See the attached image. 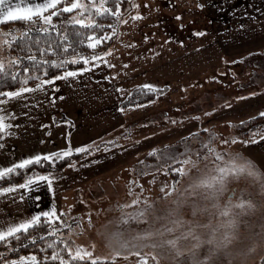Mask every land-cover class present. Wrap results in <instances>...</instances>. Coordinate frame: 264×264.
<instances>
[{
  "label": "rangeland",
  "instance_id": "1",
  "mask_svg": "<svg viewBox=\"0 0 264 264\" xmlns=\"http://www.w3.org/2000/svg\"><path fill=\"white\" fill-rule=\"evenodd\" d=\"M137 12L141 18L133 19ZM122 19L126 22L110 31L111 51L103 57L112 66L102 65L105 71L99 74L113 82L104 84L111 85L107 92L96 88L74 97L70 89L78 83L76 76L53 82L64 92L55 101L63 110L57 120H66L68 129L88 127V136L79 135L77 144L89 145L83 157L93 156L81 163L101 174L93 185L82 187L73 200L77 204L61 215L71 227L59 221L58 236L73 252L79 248L92 254L82 260L99 257L96 261L103 264H261L264 0H132ZM10 30L0 29L4 60L12 56L7 44L12 36L5 35ZM247 35H253L258 44L252 46L258 48L238 47ZM165 39L168 49L160 54ZM209 41L217 49H190L178 58V47ZM225 43H230L229 51L221 50ZM180 65L185 68L179 76L159 85L162 76L174 75ZM146 83L159 86L151 103L140 102L137 94ZM116 118L112 131L99 137ZM108 141L114 146L105 150ZM186 147L191 151L185 153ZM153 148L158 154L150 155ZM165 151L184 153L176 157L182 175L166 173L165 164L180 165L159 154ZM221 167L229 170L220 173ZM212 177L219 179L211 186L203 183Z\"/></svg>",
  "mask_w": 264,
  "mask_h": 264
},
{
  "label": "snow or ice",
  "instance_id": "2",
  "mask_svg": "<svg viewBox=\"0 0 264 264\" xmlns=\"http://www.w3.org/2000/svg\"><path fill=\"white\" fill-rule=\"evenodd\" d=\"M115 4V10L107 5L106 0H0V23L16 22L23 23L22 28L12 29L5 35H11L12 39L7 41L8 47L13 45L17 47V51L20 53H26L25 55H18L16 57L9 58L5 61L3 56L0 55V85H6L9 81L17 82L20 86L14 90L0 91V105L5 103L8 99L21 97V94L26 92H35L38 90L47 91L45 85H52L57 87L53 82L57 79L74 77L78 73H82L88 70L87 67H77L74 69L68 68L62 73L49 76L48 70L50 68H66V65L71 62L76 64L82 62L85 66L96 67L100 63H108L103 57L108 52H93L89 56H85L79 53L78 49L85 44L87 47L95 50L97 46L104 41L108 40L112 33L107 31L102 35L97 34V30H103L105 25L100 24L98 19H104L109 16L115 18L116 23H125L126 21L121 18V0H113ZM146 6V5H145ZM203 5H201L202 7ZM131 8L132 5H129ZM63 13H74L71 17L62 20H54L53 18L62 15ZM142 14L137 12L133 19L141 18ZM179 18V17H177ZM183 26V25H181ZM116 24H108L107 28L115 31ZM12 33H16L13 35ZM202 34V33H198ZM148 37L145 36V39ZM135 43V42H134ZM109 52L111 49L108 50ZM70 53H72L70 55ZM90 61H94V64L90 65ZM112 66V65H109ZM34 79L39 81L34 86L28 85V80ZM117 91H122L121 88H117ZM149 93H156L159 90V86L146 83L139 86V91ZM131 95V92L128 93ZM56 97L53 96V99ZM151 103V101H146ZM129 107H137L141 105L129 104ZM123 111V108L120 109ZM14 112H5L0 107V138L2 136L11 135L8 131L12 127L7 122L9 116L14 117ZM259 115L264 116V112ZM175 123V121H170ZM194 135L192 133L189 134ZM264 138V137H261ZM212 135L210 134V140ZM248 143L249 141H243ZM2 146V145H0ZM109 146H114L113 141L105 143V150H108ZM200 146L208 148V144L201 141ZM95 150V149H91ZM210 150V149H209ZM90 151L89 145H82L73 148L70 144L68 147L62 150H57L51 153H40L21 159L16 164H12L9 167L0 168V179L15 172L17 168H26L30 164L42 165L45 161L49 162L52 167L55 166L57 161H60L66 157H71L75 153L88 154ZM191 149L186 147L185 153L190 152ZM158 154V149L153 148L150 155ZM166 161H170L172 164H179L178 167H172L170 164H165L167 172H176L180 175L183 174L182 161H177V156H184V153H172L165 151L159 153ZM217 158H222L217 154ZM230 164H234V161H230ZM242 167V166H241ZM229 169L227 167H221L218 171L220 173H226ZM53 176L51 172L48 173H33L22 184H11L7 187H0V194L14 192L17 188H23L28 191H32L33 188L39 187V182H46L48 190L52 191ZM155 178H153L154 180ZM219 177H212L206 179L203 183L211 184L215 182ZM20 199L23 200L24 196L21 195ZM37 201L42 197L37 194L35 196ZM55 221H61L66 226V221L62 220L61 215H58V210L55 206L51 207L47 211H38L29 217L21 219L19 222H11L6 226H0V243L7 245V250L14 251L11 247L10 240L15 238L20 242L21 234L29 233L30 229L37 228V235H27L25 239L29 243H35L39 239H43L45 236L50 235L47 229H51V234L59 232L58 228L52 227ZM46 226V227H45ZM42 230V235L39 232ZM64 246L68 253V259L64 255L57 251L52 253L51 259L59 260L60 264H71V261L82 260L85 256L91 257L92 254L86 250L77 249L73 252L71 247L67 246L66 242ZM27 246V245H24ZM51 247H56V243L52 242ZM2 256V254H0ZM49 257L45 256V260ZM102 258L96 257L91 260V264H96V260ZM25 261H31V264H38L37 257L33 255L19 256L17 259L3 260V264H24ZM261 264H264V259L261 260Z\"/></svg>",
  "mask_w": 264,
  "mask_h": 264
},
{
  "label": "crops",
  "instance_id": "3",
  "mask_svg": "<svg viewBox=\"0 0 264 264\" xmlns=\"http://www.w3.org/2000/svg\"><path fill=\"white\" fill-rule=\"evenodd\" d=\"M15 2L16 0H13V3ZM246 31L248 30L246 29ZM252 36L247 38V35L246 40L240 42L238 47L244 50L249 48L255 49L254 47L256 46L252 45H257L258 42L253 43ZM213 41H209V44H203L201 46L197 45L199 43H191L192 45L178 47L180 48L178 58L180 56H185L187 53L186 51L190 49L197 50L202 47L207 50L212 48L217 49L218 46H215V42ZM165 42H167L165 47L161 46L158 49L160 54L168 49L166 47L169 41L165 39L162 43ZM224 45L225 46H223L221 50L229 51L230 49L226 48H228L230 43H225ZM223 55L225 56V59L228 58V54L226 52ZM116 57L117 56H112L111 58L115 66L118 65V62L115 59ZM104 60H108V58H105ZM90 62L92 64L95 63L94 61ZM104 64L107 66L110 65L108 61L107 64L100 63L96 67L87 66V71L78 73L76 78L79 80L75 87L70 89L71 94L75 95L74 97H84V92L89 94L87 91L90 89L96 90V88L99 93L107 92V89H110L111 85L104 84L110 82L111 80L108 78V80H110L108 81L105 77L99 78V74L102 72V69L105 71V68H102V65ZM180 66L181 67L177 68V71L174 72V75L172 74L173 76L166 75V78H163L162 76L159 79V85L163 84H160L163 80L166 81L164 84L170 82V77L173 78L175 74L179 76L183 68H185V65ZM163 68L166 67L162 66V69ZM106 72H108V69H106ZM95 76L97 79H95ZM110 83L113 82L111 81ZM63 93L64 92L60 91L59 88L45 91L44 93H41L40 96L37 94L34 95L33 92H26L21 94V97L8 99L5 103L0 105L5 112L15 113L14 117L9 116L7 120V122L12 125V127L8 129V131L12 134L6 135L4 141L0 143V145H2L0 146V168L9 167L12 164L18 163L21 159L32 155L51 153L57 150L65 149L69 146V144L72 145V142L74 148L80 146L77 144L79 135H81L82 139H84L88 136L90 131L88 127L84 126H78L76 129H68L66 127V120H57V117L60 116L61 111L63 110L56 107L55 101H57L59 97H62ZM53 96L56 98L53 99ZM63 117L66 116L63 115ZM113 120L114 124L108 125V130L106 132H104L105 130L100 132L99 137L112 131L111 129H113L117 124L116 120L119 119L116 118ZM97 130V128L93 130V136L97 135L95 132ZM91 156L93 155H88L87 157L82 156L67 166L61 173L52 174L54 178L52 180L51 192L48 190L47 183L42 181L39 182V187L33 188L32 191L17 188L14 192L0 194V226H6L11 222H19L21 219L29 217L38 211L50 210L53 206L57 208L58 215L69 213L74 208V204H77L74 203L73 200L78 197L77 194H79L82 187L86 185H93L96 180H98V176L101 175L99 174V171L98 173L94 172L93 170L95 168L91 169L90 164L81 163ZM86 175L87 179H84V176ZM82 179H84V181L79 185L78 183ZM37 194L42 197L39 201L35 199ZM21 195L24 196L23 200L20 199ZM24 264H31V261H25Z\"/></svg>",
  "mask_w": 264,
  "mask_h": 264
},
{
  "label": "trees",
  "instance_id": "4",
  "mask_svg": "<svg viewBox=\"0 0 264 264\" xmlns=\"http://www.w3.org/2000/svg\"><path fill=\"white\" fill-rule=\"evenodd\" d=\"M109 1H111V3L114 4L113 0H109ZM122 4H123V6H122L123 8L121 9V18L124 15H126L127 13H129V11L131 10L132 7L130 8L129 5H132V0H121V5ZM112 8H113V10H115L114 6ZM125 8H126V10H125ZM69 14L70 13H63L62 16L63 15L67 16ZM60 16L61 15H58L55 18H60ZM98 22L100 24L105 25V28L103 30H97L98 35H102L103 32H105V31H107L109 33H111L110 31H113V29L107 28L108 24H116L115 28H117V26L119 24V23L117 24L115 21V18H113L111 16L104 18V19H98ZM23 26H24L23 23L20 21L7 22V23H1L0 29H2V28H4V29H18V28H22ZM113 36L114 35L112 34L108 40L99 44L95 50L87 47V45L85 44L84 46H81L78 49V51H79V53H81L85 56H89L94 51L95 52H102V51L105 52L109 49L110 44L112 43V40L114 38ZM10 37H9V39H10ZM8 49H9L10 55H12L11 57H16L18 55H25L26 54V53L18 52L17 47L15 45H13L11 48H8ZM71 54L72 53H70V55ZM6 56H8V55H6ZM7 60H8V57L5 58V61H7ZM77 67H85V65H83L82 62H78L76 64H72L71 62H69L66 65V68H59V69L58 68H50L48 70V75L51 76L54 74H59L68 68L74 69ZM38 82L39 81H37V80L30 79V80H28V85L34 86ZM19 86L20 85L17 82L9 81L6 85H0V91L14 90L16 87H19ZM137 94L141 98L140 102H142V103H146V101H149V100L153 101L157 95L156 93H149L146 90L144 92H138ZM0 99H3V98H0ZM4 137L5 136H2V138H0V143H2L4 141ZM83 155H84V153H75L74 152L71 157H66L60 161H57V163L55 164L54 167H52L49 162L45 161L42 165L30 164L26 168H17V170L15 172L9 173L8 175H6L2 179H0V187H4L7 185H11V184L24 183V181L28 178V176L32 175L34 172L35 173L51 172L52 174L60 173V172L64 171L66 169V167L69 166L72 162L81 158ZM58 223H59V221H55L53 223L52 227L56 228ZM47 230L49 231L50 235L45 236L43 239L37 240L35 243H29L27 241V239H25V237L27 235H37L38 234V230L35 227L33 229H30L29 233L21 234V240H20L19 244L15 238H11L10 244H11V247L13 249H15L14 251L7 250V245L0 243V254H2V256H0V264H3V260H5V259L6 260H12V259H17L19 256H29V255H33V254L37 257L38 264H60V261L58 259L57 260L51 259L52 253L54 251L59 252L60 254L64 255L66 259H68V253H67V250L64 246V243H61V241L65 242L64 239L59 237L58 233L51 234V229H47ZM39 234L42 235V230L39 232ZM52 242L56 243L55 248L50 246V244ZM24 245H27V246H24ZM45 256L49 257V259L45 260ZM71 264H91V260H74V261H71ZM96 264H103V262L102 261H96Z\"/></svg>",
  "mask_w": 264,
  "mask_h": 264
}]
</instances>
